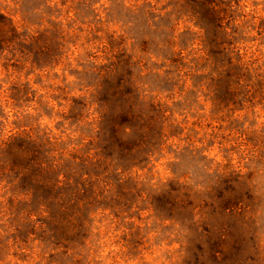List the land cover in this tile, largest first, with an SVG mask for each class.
Returning <instances> with one entry per match:
<instances>
[{"label": "rangeland", "instance_id": "374dc122", "mask_svg": "<svg viewBox=\"0 0 264 264\" xmlns=\"http://www.w3.org/2000/svg\"><path fill=\"white\" fill-rule=\"evenodd\" d=\"M200 2L0 0L14 27L0 47V145L28 136L89 162L101 114L117 122L139 109L160 127L130 168L118 149L106 159L99 186L114 206L89 213L82 246L62 255L28 233L21 249H0V264H264V0H210L205 14ZM214 3L233 16L221 67L192 18L211 26ZM236 58L239 70L227 65ZM1 160L0 225L27 199Z\"/></svg>", "mask_w": 264, "mask_h": 264}, {"label": "trees", "instance_id": "16d2710c", "mask_svg": "<svg viewBox=\"0 0 264 264\" xmlns=\"http://www.w3.org/2000/svg\"><path fill=\"white\" fill-rule=\"evenodd\" d=\"M201 1L204 14L205 11L215 10L210 6V0L209 3ZM220 3H214L217 7L211 26H207L205 18H201L198 12L192 14L195 25L202 32L200 35L202 48L214 63L216 60L219 61L218 67L223 66L227 47L232 43L230 36L234 33V29H228L233 19V16L228 14L229 7L220 6ZM225 19L226 23H223ZM13 32L11 20L0 14V47L8 42V34ZM239 64V58H236L235 62H227L228 66H234L238 70L241 68ZM222 72H219V76L223 75ZM104 114H101L102 120L98 128L93 130L97 149L93 155L95 160L89 158V162L84 161L87 156L82 158V155L78 157V163L62 158L61 154L57 157L50 156V151L43 149L44 146L41 147L34 139L30 141L28 136L14 135L2 142L1 167L7 169L11 182H15V188L21 186L17 191L23 192L27 199L18 200L10 208L13 213L10 224L5 221L6 223L0 225V249L9 248L12 243L20 248L21 242L28 241L29 233L33 235L31 243L38 241L37 246L51 244L54 248L61 247L63 251L60 254L66 255L69 249L74 250L84 243L90 225L89 213L97 205L114 206L108 203L114 201L116 195L114 199L108 198L105 190L99 186L100 180L110 179L112 165L111 162L106 163V159L112 161L114 151L118 149L122 154L120 159L128 164L127 168H130L133 165L131 162L137 163L138 159L148 154L150 147H153L151 140L158 136L160 127L143 123L142 116L145 115L139 109L137 113H133V117L129 112L122 113L121 119L117 122L106 121ZM152 133L155 136L151 138ZM134 137H142L144 141L140 140L130 148L122 147L126 143L125 138L132 141ZM59 160L62 162L59 163ZM83 162L88 163V170L85 172L77 168ZM114 170L116 168H113ZM19 205L21 207H18ZM31 215L37 216L40 225L34 226V221L30 219ZM19 217L22 218L21 221ZM8 239L12 242L9 243ZM74 253L75 251L70 258Z\"/></svg>", "mask_w": 264, "mask_h": 264}]
</instances>
